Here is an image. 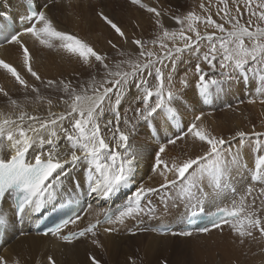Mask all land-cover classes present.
I'll return each mask as SVG.
<instances>
[{
	"label": "snow or ice",
	"instance_id": "snow-or-ice-1",
	"mask_svg": "<svg viewBox=\"0 0 264 264\" xmlns=\"http://www.w3.org/2000/svg\"><path fill=\"white\" fill-rule=\"evenodd\" d=\"M56 2L47 0L37 7L35 0H28L27 14L20 17L26 26L4 36L7 44L18 46L22 66L35 81L45 89H58L62 93L59 103L63 110L54 111L53 99L44 96L35 83H29L16 66L0 58V70L14 78L25 93L21 101L0 86V93L15 110L0 111V234L15 230L17 217L23 223L45 211L78 205V198L85 193L103 200L124 195L122 189L133 180L140 155L131 143L132 137L143 125L153 140H159L161 130L171 122L180 129V134L164 136L150 165V170L162 177L157 187L140 184L123 207L96 213V216L103 214V221L95 219L86 227L64 233L69 225L75 226L84 218L73 213L43 235L72 243L90 234L92 242L100 245L95 239L99 225L125 226L129 219L137 221L128 228L129 232L147 231L141 227L142 217H155L158 206L151 197L156 194L160 197L162 214L170 207L182 205L184 219L191 224L205 213V205L211 204L215 206V211L208 215L212 228L222 230L227 226L241 244L245 240H264V199L257 203L252 196V182L262 185L259 191L264 196V131H256L253 125L251 132L237 130L226 139L208 126L203 111L194 114L184 127L180 118V106L186 104L183 90L189 86L191 77H197L199 97H203L205 104L210 103L213 89H222L234 77L245 82L257 80L256 90L264 97V0H215L219 22L210 10L212 0L207 5L201 2V13L189 10L170 15L178 25L172 29L165 26L162 12L156 7L142 0H130L132 5L154 14L158 31L151 40L133 36L135 53L109 40L120 57L115 60L78 35L59 30L48 13ZM98 15L128 42L125 31L113 19L103 11ZM199 25H204L203 31ZM24 36L44 48L76 58L94 71L87 81L77 85L71 80H44L34 70L33 55ZM193 60L194 66L178 75V66L191 64ZM32 100L46 103V112L29 111ZM260 102L264 103V99ZM125 104L128 106L124 107ZM186 138L199 142L205 150L197 155L168 158L169 145ZM246 147L251 149V166L242 155ZM236 183H246L244 193L223 204L228 199L226 193L237 192ZM10 196L14 198L11 217L3 210ZM87 207L92 209L91 204ZM104 231L113 233L119 228L107 227ZM198 231L207 233L210 228ZM172 235L190 237L192 232ZM47 259L49 264H56L52 256ZM91 259L93 264H101L95 257ZM0 264H21V260L0 255Z\"/></svg>",
	"mask_w": 264,
	"mask_h": 264
},
{
	"label": "bare ground",
	"instance_id": "bare-ground-1",
	"mask_svg": "<svg viewBox=\"0 0 264 264\" xmlns=\"http://www.w3.org/2000/svg\"><path fill=\"white\" fill-rule=\"evenodd\" d=\"M35 1L38 7L41 6L43 3L47 2V0H35ZM142 2L149 5L150 7H156L158 10L162 12L163 21L166 27H169L170 25H173L175 27L178 26L174 20L170 19V15H174V14L172 12H169L164 6L165 0H160L161 6L155 3L154 0H142ZM174 4H175L174 7L176 6L180 7L181 5H183V4L178 5L177 3H174ZM92 5L94 6V8L100 11H103L106 15H108L116 23L121 22L120 14L122 15L121 12L124 8L146 10L144 8H141L138 5H132L130 3V0H57V2L54 5L49 7L48 13L53 18L54 23L56 24L59 30L74 33L80 37L82 36V38H83V35H85L87 38H93L94 35L90 34L89 32L92 31V28L99 27V25L92 26L93 22L91 23L90 21L89 12L91 11ZM116 9H119V12H116ZM26 13H27V8L23 4V0H0V23H3V18L7 15L11 17L12 16L17 17L21 15H26ZM123 13L128 14V11H124ZM147 15L149 16V18L154 17V14L147 13ZM150 21L151 20H149L148 22ZM98 23L103 24L101 19H99ZM150 23L152 25L150 27L148 25H147L148 27L145 26L146 27L145 30H149L155 27L154 22L152 23L151 21ZM106 26L104 27L103 25H100V32L104 38L106 37L105 34L109 32L108 30L110 28L109 26L107 27ZM126 27L128 26L126 25ZM22 28L23 27L16 25V31H21ZM130 32L131 30L127 31V33H130ZM8 33H9L8 30L6 29L3 30V35H2V38L0 39V58L6 60L7 62L16 61L14 62V63H17L16 66L23 68L21 51L18 48V46L14 44L9 45L4 40V36L8 35ZM132 33L133 32H131V34ZM127 36L128 38H130L129 39L130 41L132 37L130 36V34H128ZM23 39L29 46L30 52L33 55L34 70L37 71L41 75L42 79L44 80H48V79L71 80L73 82V85H77L79 83L87 81L89 79L90 73L94 71V69L83 65L79 60L76 59L74 61L73 57H69L62 52L44 48L43 46L39 45L38 42L34 41L28 36H24ZM17 58L20 59L19 62H17ZM70 58H72L71 61H70ZM23 76L25 77V79L29 81V83H35L37 87H40L41 92L44 96L53 99V102H54L53 110L54 111L63 110V105L59 103V97L62 95V93L59 92L58 89L53 90V89L43 88V86L39 82L35 81V79L30 74H28L27 71L23 74ZM192 78L197 79V77H192ZM1 81L3 84L2 87L6 91L9 92V95L12 98L18 99L21 101L23 100V97L25 95L24 90L16 83L14 78H12L10 75L5 73L3 70H0V86H1ZM243 82L247 83L245 86L246 89H248L249 84L251 87L250 82H245V81ZM234 89H230V93L231 92L234 93L233 92ZM185 91L186 93L183 92L185 102L190 103L193 106V111L189 112L188 110H184L185 105L180 106V117H183L185 120H188L190 122L194 114H198L200 111H203L206 114L204 117L205 121L209 120L210 123L215 125V126H212V125L211 126L215 128L216 130L219 127V124H218L219 121H217L215 118L219 117L221 113L217 111H213L214 108L213 109L211 108L210 110H208L205 107L202 108L203 107L202 106L203 97H199V95L197 94V84L190 85L188 88L185 89ZM198 92H199V88H198ZM256 92L257 91H255V94ZM28 95L34 97L35 94L29 92ZM259 95L260 93H257V95L255 96L258 97ZM197 97H199L198 100L196 99ZM221 97L219 95H216L215 97L211 98L210 96L211 104H214V103L216 104L217 101H221L222 100ZM246 99H249V98L246 96L243 99V102ZM227 101L230 102L229 100ZM238 101L239 100H234V102H232L234 103L235 110H232L231 108L230 110L228 109V111L227 110L224 111L226 113L224 115L227 117L228 120L232 121L233 119H235L234 122L236 123L234 124H237L238 126H240L239 124L242 125L243 120L254 123L253 122L254 119H257V120L264 119L263 114H261L260 112H259L260 116H258L257 118L253 117L252 119L249 116L235 115L233 111L244 112L246 110V107H243V106L236 107V105H238ZM249 101L251 100L249 99ZM30 102H33V103L28 105L29 111H32L33 109H35L40 114H44L46 112V109H47L46 103L37 104L34 100ZM228 102L225 101L224 104H227V106H229L230 104ZM208 104H205V105H208ZM263 104H261L262 109H263V106H262ZM127 106H128L127 104L124 105V107H127ZM0 111H3L5 113L15 111L12 108V106L9 104L8 98L4 97L3 94L1 93H0ZM108 118H111V117L109 116ZM246 118L248 120H246ZM169 125L170 126H167L165 129L161 130V136L159 140H153L152 137L148 134L147 128L144 127L143 125L140 126L137 134L134 135L131 139V143L133 147L139 152L140 155L137 161V167H136V171L134 172L133 180L130 182L128 186L122 189V193H124V195L114 196L108 200H103V199L98 198L95 200V203L91 202V197H87L86 203L79 213L80 215L84 217L83 220L79 221L77 225L75 226L69 225L68 227L69 230H76L78 228L85 227L90 222L95 221V219H100V217L103 214L101 213L99 216H96V213L100 212L101 209H109L108 205L111 203H114L115 205L119 201L127 200V197L131 196L132 192L135 191V188L138 187L141 183L145 184V186L157 187L162 182V177H160L157 173L152 172L150 170V165L152 163V157H153L154 151L158 143L164 142V136L171 133L170 128H173L176 133H180V129H176V126L174 124H171V122H169ZM172 135L174 134H170L168 136L171 137ZM61 145H63V137H61ZM172 148L177 149L176 145H169L166 151V154H168L169 156L172 155ZM242 155H244L248 159L249 165L251 166L252 156H251L250 148L246 147L243 150ZM234 186L237 188V192L235 194H232L230 192L226 193L228 199L223 200L222 201L223 204H228L231 202L233 198H238L239 195L243 194L246 188V183H236ZM257 186L258 188H256ZM252 187L254 189L252 193L254 197H256V199L259 201L261 199H264V196H262L259 191L262 185L252 182ZM151 199L153 200V203L158 206V210L155 214V217L154 218H148L147 216L142 217L144 221L146 222L150 221L151 226L158 224V222L159 223L161 222L160 224L176 225L177 228L179 227V225L187 224V222L184 221V215H183L184 208L182 205L179 208L170 207L167 213L162 214L161 212L162 205L160 204L159 195L153 194ZM12 200H13L12 197H7L3 205V210L6 214L9 215V217H11V212L14 207ZM88 204L92 205V209L90 210L88 209L87 207ZM205 208L209 209L210 212L215 210V206L211 204H206ZM33 217L34 216L30 218H26V219L32 220ZM135 222L136 220L129 219L125 222V226L102 224L98 227L99 231L103 234L102 238L100 239L98 238V240L100 241V245L92 243V245L90 246L83 245L84 246L83 247V246H78V245L81 242L89 238L90 239L92 238V240L94 239L90 234L86 237L79 238L78 240L72 243H66L51 235L44 236V235L36 234L33 231L30 232V226H32L31 222L30 224H28V222L25 223V220H24L23 223L16 222L15 230L9 229L6 232V234L3 237L2 246L0 247V255L5 256L9 260L13 258H19L21 260V264H44V262H42L41 260L46 259L48 261L47 259L48 256L53 255L56 257L58 254L61 253L60 256L62 258L65 256L66 259L68 258L71 259L74 257H85L86 254L84 253V250L102 251L104 248H106V251L113 250L116 253L117 259L124 258V256L128 254V252L130 251L131 246H133L132 244L135 243L134 241L139 240V238H137L136 236H132L135 234L128 231V228H132L135 225V224L133 225V223ZM113 226H116L119 228V235L117 234L118 231L116 232V234L115 232L106 233L104 231V228L113 227ZM143 228H146V227H143ZM209 228H210V231L211 230L214 231L212 235H209L211 240H215L216 238H219V239L226 238L234 234L228 227L226 229H224L223 227L222 230L215 229L212 227H209ZM146 229L149 230L148 228ZM174 229L173 231H171V233L168 232L165 235L172 234L173 232H180L178 230L175 231ZM149 231H152V230H149ZM16 232L21 233V235L19 236L17 240H14V242L11 243V240ZM152 232H155L154 235H156L159 238L163 237L162 234L158 233L157 231H152ZM191 232L193 236L202 235V232H199L196 230L191 231ZM97 236H98V233H97ZM97 236L95 237V239L97 238ZM147 237L148 235L143 234L142 239L147 240L148 239ZM143 240H141V242H143ZM123 244H125V246ZM149 245H152V243L147 242L146 247H149ZM114 264H118V263L115 261Z\"/></svg>",
	"mask_w": 264,
	"mask_h": 264
},
{
	"label": "rangeland",
	"instance_id": "rangeland-1",
	"mask_svg": "<svg viewBox=\"0 0 264 264\" xmlns=\"http://www.w3.org/2000/svg\"><path fill=\"white\" fill-rule=\"evenodd\" d=\"M154 2L157 3L159 6H161L160 0H154ZM201 2H204L207 5L208 0H165L164 6L166 7V9L169 12H172L174 15L175 14H183L189 10H195L198 13H201L202 10L199 8V4ZM174 3H177L178 5H181V4H183V5H181L182 7L181 6L180 7H177V6L174 7V5H175ZM210 10L213 13V18L217 19L219 22V17L215 16V11H216L215 0H212V8ZM99 11L100 10L94 8V6L92 5L91 11L89 12L90 13V15H89L90 21H91V23L93 22L92 26L99 25V27L92 28V31L89 32L90 34L94 35L93 38H87L85 35H83V39L90 42L94 46L95 49H97L101 52H106L109 55V57L113 60L120 59V57H118L116 55V50L113 49L111 47V45H109V43H108L109 40H111L113 43L117 44L118 47H120L121 49L135 53L137 51V47L134 44H132V42H131L133 36H135L136 38L142 37L144 40H151V39L155 38L156 33L158 31L156 26L152 28L153 30L152 29L145 30L146 27H148V26L150 27L152 25L150 22L152 21V23H153L155 20V17L149 18V16L147 15V13H149V12L147 10L124 8L121 12L122 15L120 14L121 22H118L117 24L125 31L126 35L130 34V36L132 37L130 41H129L130 38H128V42L125 43L124 40L121 39L115 33V31L106 22H104L99 17V15H98ZM124 11H128L129 16H128V14H124L123 13ZM116 12H119V9H116ZM150 14H152V13H150ZM245 15H247L246 10H245ZM99 19L102 20L103 24L98 23ZM149 20H151V21L148 22ZM100 25H103L104 27L107 25L110 27L109 30L107 29L109 32H107L105 34L106 35L105 38L101 35ZM126 25L128 27H126ZM176 27H178V26H176ZM176 27L173 25L169 26L170 29L176 28ZM199 27L201 28L202 31L204 30V25H199ZM127 28L129 30H131V32H133V33L132 34H131V32L127 33V31H129ZM209 30H212V29H209ZM81 38H82V36H81ZM99 38L100 39L102 38V39L100 40ZM71 59L72 58H70V61H71ZM73 59H74V61L76 60V58H73ZM19 61H20V59L17 58V62H19ZM14 62H16V61H11L9 63H12L14 66H16L17 63H14ZM194 63H195V61L193 60V62L191 64L179 65L178 66V75H182L183 72L188 67H193ZM73 64H75V63H73ZM17 69H18V71L21 72L22 75L26 72V70L21 68V67H17ZM209 75H211V73H209ZM196 80H197L196 78L190 79L189 80V86L195 85ZM249 82L251 83V87L249 84L248 89H246L245 86L247 83H244L243 80H240L238 77H234L233 80L225 82V84L222 86V89H219V90L213 89L212 90L211 98L215 97L216 95H219L220 97L222 96L221 101H217L216 104L215 103L211 104V100H210V103L208 105L201 103L203 106V107L201 106L202 108L205 107L208 110H210L211 108L212 109L214 108L213 111H217V112L221 113L219 115V117L215 118L217 121H219V123H218L219 127L216 130H215V128L212 127L215 125L210 123L209 120H206L207 122L205 121L208 124V126L217 135L223 134V136L227 139V137L229 135L234 134L235 131H237V130H244V131L251 132L253 125H255L256 131H264V119L263 120L254 119V121H253L254 123H251L250 121L243 120L242 125L239 124L240 126H238L237 124H234V123H236V122H234L235 119L230 121L224 115V114H226L224 112L225 110L228 111V109L230 110L231 108H232V110H235L234 109V107H235L234 103H232V102H234V100H239L238 105H236V107L243 106V107H246V110L244 112L233 111V113L235 115L249 116L252 119L253 117L257 118L258 116H260V113H261V114H263V118H264V113H263L264 104L260 102L261 99H264V98H262L261 94L258 97L255 96V95H257V93H259L256 90L258 81L253 79ZM2 85L3 84L1 81V86ZM177 86L179 87V85H177ZM230 89H234V91H233L234 93H232V92L230 93ZM255 91H257L256 94H255ZM183 92L186 93L185 89L183 90ZM197 94L199 95L198 86H197ZM246 96L251 101L255 100L256 102L252 103L251 101H249V99H246L243 102V99ZM231 99H232V101H231ZM227 100H229L230 102H228ZM225 101L228 102L231 107L227 106V104H224ZM32 103L33 102H29L28 105H30ZM218 103H219V105H218ZM247 104H248V106H247ZM261 104H263L262 105L263 109L261 107ZM184 107L186 108V109L184 108V110H188L189 112L193 111V106L190 103H186ZM219 108H221V109H219ZM261 110H263V111H261ZM180 118H181V123H182L181 126L184 127L185 125H187V123H189V121L185 120L183 117H180ZM246 120H248V119L246 118ZM176 129H178V128L176 127ZM170 130H171L170 134H174V135L180 134V133H176L173 128H170ZM177 131H179V130H177ZM219 131H221V132H219ZM170 134H168V135H170ZM174 135H172V136H174ZM149 144H151V143H149ZM203 147H204V149H203ZM176 148L177 149L172 148V155L169 156L168 154H166V156L168 158H171V157H183L186 154L187 155H197L199 153L201 154V152L203 150H205V146L201 145L199 142L193 143L190 139H187V138L184 140L178 141L176 144ZM250 152H251V149H250ZM142 179H143V177H142ZM256 188H258V186ZM252 196L254 197L253 194H252ZM91 202H92V200H91ZM258 202H259V200H257V203ZM159 213H161V212H159ZM29 220L25 219V223L28 222V224H30L31 221H29ZM17 222H19V221L17 220ZM136 223H137V221L135 223H133V225L134 224L136 225ZM160 223L158 222V224H160ZM113 227H116V226H113ZM141 227H146L149 230L155 231L154 229L151 228V222L150 221H147V222L144 221V224L141 225ZM226 228H227V226H224V229H226ZM149 230L137 231L135 233V235H132V236H136L137 238H139V240L134 241L135 243L132 244L133 246H131L130 251L128 252V254H126L124 256V258L117 259L116 253L113 250H107L106 251V248H104L102 251L84 250V253L86 254L85 257H74L71 259L68 258L69 260L66 259L65 256L62 258L60 256L61 253L58 254L56 257L52 255V257L56 261V264H93L91 257H95L97 260H99L101 262V264H114L115 261L118 264H164L165 261H167V264H264V240H260V239H257L255 241L245 240V242L243 244H241L235 234H233L229 237H226V238H221V239L216 238L215 240H211L209 235H212V233H214V231H212V230L209 231L208 233H202V235H200V236L191 235L190 237H184V236L169 234V235H162L163 237L159 238L156 235H154L155 232H152ZM174 230L179 231V229L176 227V225H175ZM97 233H98V236L96 239L102 238L103 234L99 231V228H97ZM176 233H178V232H176ZM115 234H116V232H115ZM117 234L119 235V231ZM143 234L148 235L147 240L142 239ZM20 235H21V233L16 232L14 234L12 240H11V243L14 242V240H17ZM132 236H130V237H132ZM216 237H218V236H216ZM141 240H143V242H141ZM92 241H93L92 238L91 239L89 238V239L81 242L78 246H83V245L84 246H90L93 243ZM237 241H238V243H237ZM147 242L152 243V245H149V247H146ZM123 245L125 246V244H123ZM41 261L44 262V264H49V262L46 259L41 260Z\"/></svg>",
	"mask_w": 264,
	"mask_h": 264
}]
</instances>
